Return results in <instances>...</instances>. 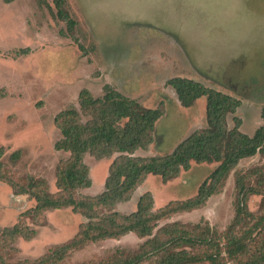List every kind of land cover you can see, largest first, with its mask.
<instances>
[{"label": "rangeland", "instance_id": "1", "mask_svg": "<svg viewBox=\"0 0 264 264\" xmlns=\"http://www.w3.org/2000/svg\"><path fill=\"white\" fill-rule=\"evenodd\" d=\"M65 9L75 21L71 31L58 17L54 0H0V94H5L0 100V146L5 151L3 172L11 181L0 180V230L18 225L25 233L35 231L3 250L8 264L40 261L52 248L70 243L87 221L72 207L35 212V195L23 191L34 179L59 193L58 169L70 154L55 148L62 138L55 119L66 110L81 111L82 90L102 98L110 85L146 108L163 111L153 143L135 157L167 156L207 126L206 99L183 107L168 84L174 77L239 99L240 107L228 117L230 129L240 121V130L253 135L264 125V0H65ZM119 156L98 160L87 154L92 186L75 196L102 194ZM218 165L192 162L189 170L168 181L149 175L128 201L101 210L132 214L148 192L155 210L188 200ZM262 165V155L242 160L203 207L161 220L154 235L166 239L160 229L174 223L210 225L224 243L235 216L236 178ZM261 200L251 196L249 210L257 212ZM147 239L131 233L90 242L58 264H109L119 252L140 250ZM223 256L226 264H237Z\"/></svg>", "mask_w": 264, "mask_h": 264}, {"label": "trees", "instance_id": "2", "mask_svg": "<svg viewBox=\"0 0 264 264\" xmlns=\"http://www.w3.org/2000/svg\"><path fill=\"white\" fill-rule=\"evenodd\" d=\"M54 2L58 17L71 31L75 21L65 9V0ZM168 84L185 108L206 99L207 126L192 133L167 156L135 157L136 151L145 150L153 143L163 111L146 108L110 85L105 86L102 98L93 97L87 89L82 90L79 95L81 111L70 109L58 114L55 120L62 138L55 148L70 154L58 169L56 185L59 193L52 194L45 181L34 179L30 188L23 191L35 195V212L42 214L72 207L87 221L70 243L52 248L46 257L31 264H58L73 249L90 242L119 239L131 233L148 239L140 250L128 254L119 252L109 264H226L229 261L225 260L224 253L237 264H264V165L237 176L235 216L225 232L224 243L210 225L174 223L160 229L166 239L159 238V234L154 235L161 220L178 212L203 207L242 160L257 155L264 157V125L253 135L240 130V121L235 128H229L228 117L240 107L239 99L185 77H174ZM4 96L0 94V100ZM83 116L88 119H83ZM4 154V148L0 146V180L11 183L3 172ZM87 154L98 160L114 154L120 156L111 165L102 194L77 198L75 195L79 190L92 186L90 169L85 163ZM18 156V152H14L12 159L17 160ZM192 162L219 163L201 184L195 197L172 201L155 210L153 196L148 192L139 198L137 209L132 214L102 212L103 208L111 209L117 203L128 201L147 176H160L168 181L177 178L181 171L189 170ZM251 196H261L257 212L249 210ZM34 234L33 230L25 233L18 225L0 230V264H8L3 257L6 247L12 248V243L19 236L29 238Z\"/></svg>", "mask_w": 264, "mask_h": 264}]
</instances>
